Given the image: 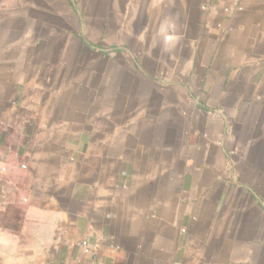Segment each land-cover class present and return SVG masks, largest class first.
<instances>
[{"label": "crops", "instance_id": "0c3cea01", "mask_svg": "<svg viewBox=\"0 0 264 264\" xmlns=\"http://www.w3.org/2000/svg\"><path fill=\"white\" fill-rule=\"evenodd\" d=\"M0 264H264V0H0Z\"/></svg>", "mask_w": 264, "mask_h": 264}]
</instances>
